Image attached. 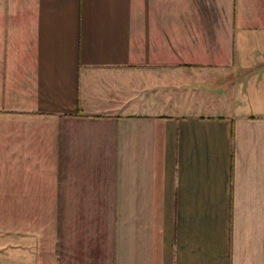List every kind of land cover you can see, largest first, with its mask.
<instances>
[{
  "label": "crops",
  "instance_id": "crops-1",
  "mask_svg": "<svg viewBox=\"0 0 264 264\" xmlns=\"http://www.w3.org/2000/svg\"><path fill=\"white\" fill-rule=\"evenodd\" d=\"M0 264H264V0H0Z\"/></svg>",
  "mask_w": 264,
  "mask_h": 264
},
{
  "label": "rangeland",
  "instance_id": "rangeland-1",
  "mask_svg": "<svg viewBox=\"0 0 264 264\" xmlns=\"http://www.w3.org/2000/svg\"><path fill=\"white\" fill-rule=\"evenodd\" d=\"M196 86H197V85H196ZM188 95H189V94H188ZM192 97H193V98H197V94H193ZM193 109H195V106H183V107H181V110H183V111H186V110H193Z\"/></svg>",
  "mask_w": 264,
  "mask_h": 264
}]
</instances>
